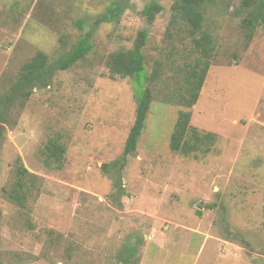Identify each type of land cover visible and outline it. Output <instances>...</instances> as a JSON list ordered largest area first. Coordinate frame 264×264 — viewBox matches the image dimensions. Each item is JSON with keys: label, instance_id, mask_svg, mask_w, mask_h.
<instances>
[{"label": "rangeland", "instance_id": "1", "mask_svg": "<svg viewBox=\"0 0 264 264\" xmlns=\"http://www.w3.org/2000/svg\"><path fill=\"white\" fill-rule=\"evenodd\" d=\"M152 1L163 9L150 25L141 11ZM244 1L205 8L216 59L187 111L216 141L186 157L170 149L186 109L164 102L192 60L176 0H0V264H264V24L247 38L255 8ZM113 5L119 13L95 26ZM144 29L154 101L120 171L138 92L131 78L111 79L106 60ZM89 33L84 60L27 98L13 91L37 53L52 64ZM53 142L66 150L61 164ZM18 157L36 177L27 209L4 193Z\"/></svg>", "mask_w": 264, "mask_h": 264}, {"label": "trees", "instance_id": "2", "mask_svg": "<svg viewBox=\"0 0 264 264\" xmlns=\"http://www.w3.org/2000/svg\"><path fill=\"white\" fill-rule=\"evenodd\" d=\"M217 0H176L173 6V22L177 20L186 26V31L192 39L190 47V57L192 60L184 68L182 86L172 95L165 96L164 102L168 104L176 103L186 109L180 111L174 131L170 139V149L186 157L193 153L201 151L208 154L211 150L208 146L216 141L214 134H201L191 126V111L199 97L204 86L207 74L213 62L216 59V45L213 37L205 30V8L207 5L214 4ZM245 7L254 6L250 16L243 21L247 29V38L252 40L258 26L264 24V0H245ZM162 6L156 1L147 4L141 11V15L152 25L157 16L162 11ZM121 10L120 5H113L108 9V13L95 21V26L109 21L115 17ZM174 24V23H173ZM169 30V34H171ZM92 33L74 44L72 49L61 55L58 61L50 63L49 57L44 53H37L22 68V73L15 84L13 91L20 92L22 97H29L33 88L50 83L51 75L56 71H66L84 60L92 49ZM149 41V31L141 30L136 38L133 47L129 50H120L110 54L106 60V66L109 69L110 78H131L134 81V88L138 92L137 114L134 126L128 136L124 155L121 159L120 171L125 168V163L129 156L136 153L138 143L145 130L147 118L154 101V91L147 87L150 80L158 76L155 72L150 79L146 75V57L144 49ZM4 104V103H3ZM4 113L1 116V123H5V115L8 107L5 106ZM193 136V143L187 139L189 134ZM204 148V149H203ZM49 156L53 157L59 164L62 163L66 152L63 146L56 142L48 146ZM16 181L9 190H4L8 200L20 209H27V203L31 196V189L36 184V177L31 174L18 157L15 161ZM119 191L122 190L118 186ZM201 215V212H199Z\"/></svg>", "mask_w": 264, "mask_h": 264}]
</instances>
